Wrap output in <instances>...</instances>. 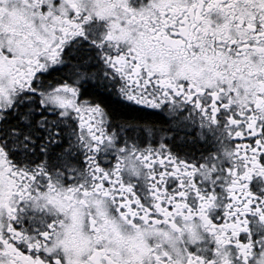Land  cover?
I'll return each mask as SVG.
<instances>
[{
	"label": "snow or ice",
	"instance_id": "obj_1",
	"mask_svg": "<svg viewBox=\"0 0 264 264\" xmlns=\"http://www.w3.org/2000/svg\"><path fill=\"white\" fill-rule=\"evenodd\" d=\"M0 264H264V0H0Z\"/></svg>",
	"mask_w": 264,
	"mask_h": 264
}]
</instances>
